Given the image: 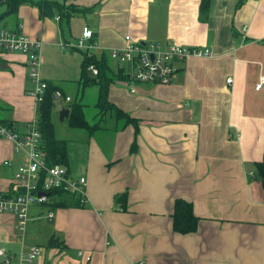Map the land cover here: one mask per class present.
Segmentation results:
<instances>
[{"label":"crops","instance_id":"crops-1","mask_svg":"<svg viewBox=\"0 0 264 264\" xmlns=\"http://www.w3.org/2000/svg\"><path fill=\"white\" fill-rule=\"evenodd\" d=\"M40 1L56 6L42 16L23 3L0 28L40 42V77L71 98L55 102L51 119L68 120L59 111L83 101L84 119L96 125L91 134L77 129L71 141L56 137L66 142L69 173L86 179V202L50 210L48 243L54 237L58 244L50 249L70 264H264V191L253 165L264 148V88L255 90L264 76V0L239 7L240 0H210L204 22L200 0H33ZM62 7L72 8L68 19ZM83 27L93 35L83 40L95 44L90 53L73 47ZM127 34L210 55L178 63L169 85L136 84L132 93L128 82L111 84L108 101L138 121L137 129L116 130V117L99 113V86L83 85L74 51L105 55L116 70L109 51L123 47ZM28 69L23 54L0 53V118L18 130L37 117L26 93ZM23 160L0 138V192L10 189ZM177 199L192 204L194 233L173 231ZM41 218L40 207H31L26 228ZM15 225L14 215L0 213V250L11 264L29 249L26 229L19 233Z\"/></svg>","mask_w":264,"mask_h":264},{"label":"built area","instance_id":"built-area-1","mask_svg":"<svg viewBox=\"0 0 264 264\" xmlns=\"http://www.w3.org/2000/svg\"><path fill=\"white\" fill-rule=\"evenodd\" d=\"M92 32L83 27L82 39L73 46L74 48L91 51L95 44L83 45V40H91ZM68 46V45H67ZM63 45V48H67ZM72 46V45H71ZM39 41L30 40L21 32L10 31L0 28V53L16 52L25 56L28 64V79L31 89L26 93L36 103V110L43 101L48 83L39 74ZM208 50H198L191 47L169 44L162 46L153 41H140L132 38L129 34L124 36V46L109 51L112 61L123 67L129 80L127 86L130 92H134V86L161 84L169 85L176 74L177 64L189 57H207ZM88 71L97 75L94 66H89ZM228 78L226 84H231ZM264 88V76L255 85V90ZM55 102L64 100L70 102L71 98L65 96L60 89L53 92ZM0 138L11 141L16 151L24 154L23 162L17 166L10 189L0 192V213H10L16 217L15 229L23 233L29 222V209L33 206L47 209L46 218L52 219V212L46 205L52 201L49 194L61 191L68 196L74 197L81 203L86 202V179L85 177H73L68 169L62 165H48L46 154L41 149V134L39 132L37 119L25 125L22 134L12 131L0 125ZM7 166L11 162L6 163ZM41 193L40 196L38 194ZM40 254L38 247H31L24 254H20L17 264H34ZM81 256V253H79ZM0 264H11L10 258L4 250H0ZM90 258H86L89 261ZM138 264H144L140 262Z\"/></svg>","mask_w":264,"mask_h":264},{"label":"trees","instance_id":"trees-1","mask_svg":"<svg viewBox=\"0 0 264 264\" xmlns=\"http://www.w3.org/2000/svg\"><path fill=\"white\" fill-rule=\"evenodd\" d=\"M238 2L237 7L240 6L241 2ZM23 3H30L36 6L41 15H45L51 7H55L56 3L49 1L33 2V0H0V4L5 6V11L1 13L0 20L4 17L15 15L18 7ZM210 6V0H200L199 4V19L204 22L207 19L208 11ZM69 9L71 7H62L60 9L61 15H66L69 18ZM83 11V10H81ZM86 12V11H83ZM71 15V14H70ZM83 61L81 63V80L83 85L87 86L90 84H97L99 86V95L97 106L99 108L100 115H105L107 113L113 114L116 117V123L118 125L116 130L124 129L128 125H133L136 129L138 126V121L130 118L127 113L120 111L115 105L110 103L107 99L108 87L115 82H127L129 78L124 73L123 67L112 70L110 66V61L107 56H102L100 59H96L93 56H87L84 54ZM187 60V59H186ZM94 66L97 70V75L91 78V73L88 71L89 66ZM161 85V84H152ZM58 89L57 86L48 83V88L45 92L43 101L39 104L36 110V119L38 123L39 132L41 134V149L46 154V162L48 165H62L64 167L68 166V154L66 142L63 140H58L55 137L54 126L51 120L52 113L55 107V101L53 100V92ZM0 109H5V107L0 106ZM70 112L68 116L69 127L74 129H86L91 134L96 128L95 126H90L84 119L82 109L80 105L72 104L70 106ZM0 125L11 129L12 131L23 133L25 126L22 130H18L14 127V124L9 119L0 118ZM133 148V145L132 147ZM255 174L261 183L262 189L264 191V148L262 160L254 163ZM125 197V194H121L116 197V202H120ZM49 199L52 201L49 205H46L49 210L57 208H68L74 206L75 208L84 207L85 203L79 202L78 199L68 196L66 193L61 191L51 192L49 194ZM43 208V207H42ZM172 229L178 234H190L194 233L197 229L198 218L193 213L192 204L182 200L177 199L174 202L173 212H172ZM55 238L52 237L48 243L50 246L57 244Z\"/></svg>","mask_w":264,"mask_h":264},{"label":"rangeland","instance_id":"rangeland-1","mask_svg":"<svg viewBox=\"0 0 264 264\" xmlns=\"http://www.w3.org/2000/svg\"><path fill=\"white\" fill-rule=\"evenodd\" d=\"M74 52L76 53V56L79 57L80 60V65H79V71H80L81 61L84 58L83 56L85 54V51L81 50L82 53L79 51H74ZM89 86H95V84L93 83V85H87L86 87ZM72 95H74V92H72ZM81 103L83 105L81 104H77V105H80L83 111L84 106L86 105L85 103H83V101ZM51 120L54 126L55 137H57L58 139L64 138L67 140L69 138V140L71 141L73 140L72 138H74L73 135H78L79 133H81L78 132L77 129L70 128L68 120L63 122H60L55 118H52ZM40 210L42 212L43 218H41L40 221L37 223L29 224L28 227L26 228L24 235L27 236L26 242L28 244L24 243L23 245L24 250L27 251V249L30 248L31 246H36L40 248V255L34 261V264H70L68 261H63L64 257H62L61 254H60L61 256H59L57 252L50 249V247L48 246V238L52 234L51 221L45 217L47 213V209L41 207Z\"/></svg>","mask_w":264,"mask_h":264},{"label":"water","instance_id":"water-1","mask_svg":"<svg viewBox=\"0 0 264 264\" xmlns=\"http://www.w3.org/2000/svg\"><path fill=\"white\" fill-rule=\"evenodd\" d=\"M69 112L70 110L67 109V108H62L60 111H59V119L62 121L64 119H66L69 115ZM41 193L38 194V196H40Z\"/></svg>","mask_w":264,"mask_h":264}]
</instances>
